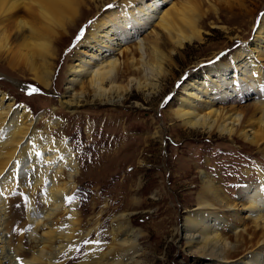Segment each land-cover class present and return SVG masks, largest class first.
Listing matches in <instances>:
<instances>
[{
	"label": "bare ground",
	"instance_id": "1",
	"mask_svg": "<svg viewBox=\"0 0 264 264\" xmlns=\"http://www.w3.org/2000/svg\"><path fill=\"white\" fill-rule=\"evenodd\" d=\"M205 1L209 3L207 11L202 8ZM213 1L180 0L164 9L168 0H149L133 10L121 8L107 19L95 21L67 67L60 104L74 115L88 96L92 101L115 103L133 87L155 91L168 75L176 52L187 44L204 41L201 26L209 12L217 11ZM79 5L78 0H7L0 6V25L10 37L13 52L0 54V59L11 57L13 64L22 60L16 50L22 52L26 33L15 31L18 17L24 18L21 27L27 25L38 36H47L57 22L70 13L77 15ZM149 25L155 28L147 37L139 38L140 30ZM67 28L66 25L58 30L57 41L61 40V33H68ZM132 41L135 44L127 47ZM128 54L130 58L126 57ZM53 60L54 57L46 65L29 66L24 62L34 80L46 90L51 88L55 74ZM262 62L264 18L253 42L239 48L228 64L219 63L204 78H195L181 87L183 94L172 119L183 129L200 130L209 136L219 133L264 154ZM238 92H259L260 97L246 108L219 106ZM38 121L27 106L16 105L0 89V264H70L79 256L83 235L76 240L81 225L74 194L80 170L66 143L50 135L34 136ZM257 172L258 182L242 186L238 207V202L225 195L212 175L200 171L198 207L185 218L181 231L189 251L199 257L196 264H264V171L258 168ZM27 176L32 178L30 191L24 193L29 240L34 244L32 253L25 252L23 241L14 240L16 235L12 234V199ZM38 192L44 205L42 211L37 210L34 199ZM240 211L245 214L243 218ZM113 220L108 251H101L98 243L91 242L79 264H141L140 235L131 231L125 214ZM96 228L87 236L97 232ZM93 254L96 260L90 262Z\"/></svg>",
	"mask_w": 264,
	"mask_h": 264
},
{
	"label": "rangeland",
	"instance_id": "2",
	"mask_svg": "<svg viewBox=\"0 0 264 264\" xmlns=\"http://www.w3.org/2000/svg\"><path fill=\"white\" fill-rule=\"evenodd\" d=\"M78 1L74 24H68V33H61V40L56 42L57 51L51 63L55 74L49 90L34 80L23 60L13 64L11 57L0 59V89L16 105L27 106L39 120L32 132L34 136L50 135L66 143L80 170L74 200L81 225L76 240L82 235L83 238L78 259H72L70 264L81 262L91 242L98 243L101 251H108L112 245L113 219L124 214L131 231L140 235L141 264H196L199 257L189 251L181 239V231L185 218L198 207L200 171L212 175L218 187L231 201H237L239 207L242 186L258 182V168L264 171V154L219 133L209 136L200 130L183 129L172 119V114L180 104L184 84L204 78L209 69L219 63L228 64L239 48L253 42L264 18V0H214L217 11L209 12L201 26L204 41L187 44L176 52L168 75L160 80L155 91L133 87L115 103L92 101L88 96L77 108L78 113L71 115L60 104L67 82V67L73 55L78 54L75 50L85 40L93 23L103 17L107 19L115 10H133L141 6V2H149ZM168 1L164 9L180 2ZM208 4L203 3L204 11L209 9ZM154 28L149 25L140 30L139 38L147 37ZM82 30L84 35L77 41ZM134 44L132 41L127 47ZM132 50L138 58L137 52ZM33 88L37 91L32 92ZM259 97V92H238L219 106L246 108ZM22 181V189L12 199V234L16 235L14 240L23 241L25 252L32 253L34 244L29 240L27 198H24L30 191L32 178L27 176ZM38 193L34 199L37 210L42 211L44 205ZM239 213L240 218L245 216L242 211ZM245 225L248 226L247 221ZM95 227L97 232L87 236ZM93 255L90 262L96 260L97 256Z\"/></svg>",
	"mask_w": 264,
	"mask_h": 264
},
{
	"label": "clouds",
	"instance_id": "3",
	"mask_svg": "<svg viewBox=\"0 0 264 264\" xmlns=\"http://www.w3.org/2000/svg\"><path fill=\"white\" fill-rule=\"evenodd\" d=\"M7 0H0V6L6 4ZM18 10V9H17ZM11 13H9L10 15ZM2 18V16H0ZM23 17H18L16 20L15 31L26 33L24 40L21 42L22 52L16 50L17 55L26 64L31 66L46 65L56 54V41L58 39V30L62 29L73 22L74 16L70 13L65 19L53 25L50 35H37L35 29H29L27 25L20 26ZM6 38V39H5ZM13 48L11 47L10 37L3 31V26L0 25V54H11Z\"/></svg>",
	"mask_w": 264,
	"mask_h": 264
},
{
	"label": "snow or ice",
	"instance_id": "4",
	"mask_svg": "<svg viewBox=\"0 0 264 264\" xmlns=\"http://www.w3.org/2000/svg\"><path fill=\"white\" fill-rule=\"evenodd\" d=\"M109 7H112L111 5H109ZM83 35H84V32H83V30L80 32V34L77 36V41H79L82 37H83ZM37 91V89H35V88H33L32 89V92H36ZM29 94H31V93H29Z\"/></svg>",
	"mask_w": 264,
	"mask_h": 264
}]
</instances>
